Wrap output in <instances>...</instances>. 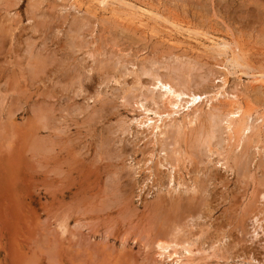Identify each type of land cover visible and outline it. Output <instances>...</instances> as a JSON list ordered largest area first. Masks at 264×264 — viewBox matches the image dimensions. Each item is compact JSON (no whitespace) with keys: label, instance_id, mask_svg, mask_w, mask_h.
I'll list each match as a JSON object with an SVG mask.
<instances>
[{"label":"rangeland","instance_id":"obj_1","mask_svg":"<svg viewBox=\"0 0 264 264\" xmlns=\"http://www.w3.org/2000/svg\"><path fill=\"white\" fill-rule=\"evenodd\" d=\"M122 1L0 0V264H171L158 244L187 238L197 264H264V123L238 147L201 110L156 137L138 107L169 110L156 75L215 92L213 36L242 46L229 89L264 114V0Z\"/></svg>","mask_w":264,"mask_h":264},{"label":"bare ground","instance_id":"obj_2","mask_svg":"<svg viewBox=\"0 0 264 264\" xmlns=\"http://www.w3.org/2000/svg\"><path fill=\"white\" fill-rule=\"evenodd\" d=\"M81 1L82 0H72V3L77 2L80 5H82L80 3ZM87 2L89 3V5L91 3L93 5L99 6L100 8H103L106 11L115 12L118 10L117 7L120 5H124L126 1L124 2L122 0H87ZM84 3H86V1ZM126 4H127V2H126ZM126 6L128 7V5H126ZM73 7H74V4H73ZM77 7H76V9H77ZM124 7H125V5H124ZM148 10H149V8H148ZM134 13H138L139 15H141V20H143L144 22L146 21L145 18H142V16L144 15L143 12L134 11L133 14ZM134 15H137V14H134ZM157 15L156 16L153 15V16L157 17ZM137 18H139V17H137ZM148 20H150V19H148ZM151 23H153V22H151ZM178 23L179 22H177L176 25H178ZM161 26H162V24H161ZM162 28H163V26H162ZM192 29H193V27H192ZM178 32L181 33L182 32L181 29L178 30ZM188 33L191 35V33H193V32L189 31ZM173 34H174V31H173ZM187 36H189V35H187ZM191 36H193V35H191ZM174 37L172 38L169 36V38L171 40H175ZM190 38H189V40H191ZM208 38H206V39L211 40L213 43V45L208 44V46L209 47L212 46L213 51H215L217 53V55L223 56L222 58H224L222 63H219V65H218L222 71V75L219 79L220 86L217 88V90L215 92H212V91L211 92L210 91H201V92L199 91L198 92V91H195L194 89H192L190 87H185V86L179 85L178 83H176L171 78H165V77L163 78L161 75H159L157 77V75H156L155 76L156 78L154 77V79H155L154 80L155 81L154 87L160 89V91H158V93L160 94L159 95L160 100L162 101L163 105L165 104L164 106L167 105L166 107H168L169 110L161 109L160 108V102H158L157 99L155 100V98L153 97L152 98V100H153L152 103H154L153 108H151L152 106L147 107L145 105V103H141V106H138L139 109L141 108L140 110L144 112L143 113L144 119L143 120L141 119V121H139V124L141 126L146 125L147 127H149L152 130V133H154L156 137L157 136L158 137L165 136V134L167 133L166 132L167 129H169L170 126H172V127L174 126L177 128V134H178L177 136H180V134H183L182 133L183 127L185 129V127L187 125L192 126V125L196 124V122L199 119L200 120H203V119L207 120L208 119L207 121H212L214 123L215 121L223 118L224 120H226V123H227L226 126H227V129L229 131V135H231V138H234V135H235V138H237V140H238V144L236 143L237 144L236 146L239 147L241 145V139L243 140V138H245L243 136H246V134L248 132H250V134H248V136L251 135V137L253 134H256V132L254 130L256 128H259L261 121H262L261 123H264V114L261 113V115L260 114L258 115L257 111L259 109L256 111V109L253 108L255 106H251L249 104L250 102H248V101L247 102L243 101L242 98L237 93H234V92L230 91V89H229L231 76L234 73H237L236 70L238 69L239 66L242 65V56L240 55L241 51H242V48H241L242 46H240L239 42H238V44H237V42L236 43L233 42L234 43L233 44L232 42H230L226 39L215 40L213 38V36L212 37L208 36ZM193 39L194 38H192V40ZM194 40H196V42H198L199 44L196 43L197 45L194 44V46H193V44L191 42V43L186 44V45H188L189 47L192 46L191 47L192 50H195V51L201 50V44L204 46L203 42L200 41L199 38H198V40L197 39H194ZM175 41H177V40H175ZM194 43H195V41H194ZM208 46H207V48H208ZM258 76L262 77L263 79H259V77H257L256 75H255V78L257 77V79H259V80H264V72H262ZM155 92H156V90H155ZM140 101H139V103H140ZM215 102L226 103L225 105L228 106V108L226 110H224L226 112L225 113L220 112L218 109L219 107L217 108L215 106ZM204 106L207 107V109H206L207 111L205 109H203ZM201 110H204L203 113L206 112L207 117L203 116V114L201 113ZM177 115L180 116V119H179V117H177ZM201 115L203 116V119H201L202 118ZM221 121H222V119H221ZM199 122H201V121H199ZM215 124L217 126V122H215ZM184 125H186V126H184ZM211 125H212V127L215 126L214 124H211V122H210V126ZM216 126H215V128H216ZM262 126L263 125L261 124V127ZM203 128H200V130H202ZM215 128H213V129H215ZM184 129H183V131H184ZM206 132L208 133L209 130L205 131L204 134H206ZM213 134H215V133L213 132ZM208 135H210V132ZM232 135H233V137H232ZM204 136H206V135H204ZM200 138H201V136H200ZM208 138H207V140H209ZM211 138L212 137H210V139ZM178 139H180V137H178ZM245 139L247 140L248 138H245ZM205 141H206V139H205ZM210 142L211 141H209V144H208V141L206 143L208 145H210ZM167 155H168V153H167ZM177 159H179V158H177ZM173 162H175V161H173ZM171 163H170V167H172L171 172L175 173L177 163H175V165L171 164ZM171 178L172 179L170 182L171 183L175 182L173 175ZM263 195L264 194H262V196ZM263 198H264V196H263ZM258 218H260V216ZM258 218L257 219L255 218L256 219L255 222L258 223V225L260 226V224L262 223V219L261 218L258 219ZM64 230H62V231H64ZM66 232H67V229H66ZM157 248H158V256L160 257V259L162 261H170L171 264H197L196 257L200 254V251L202 250V248H201V250H199V249L196 250L194 247V242H192V240H190L188 238L184 239V240L181 239L180 241L179 240H172L171 242H168V243H162L161 242L158 244ZM205 256H207V255H205ZM205 259H207V258H205ZM208 259H210V258H208Z\"/></svg>","mask_w":264,"mask_h":264}]
</instances>
